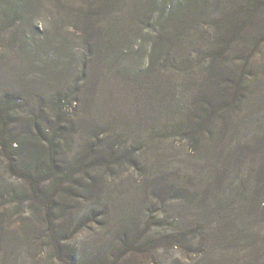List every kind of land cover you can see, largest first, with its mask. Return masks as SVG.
Listing matches in <instances>:
<instances>
[{
	"label": "trees",
	"instance_id": "16d2710c",
	"mask_svg": "<svg viewBox=\"0 0 264 264\" xmlns=\"http://www.w3.org/2000/svg\"><path fill=\"white\" fill-rule=\"evenodd\" d=\"M31 1L0 0V44L4 41L8 43L4 33L19 22L22 15L25 16L23 5ZM70 2L60 3L61 17L80 30L83 41L98 39L92 45L94 49L90 44L88 49L101 50L99 47L104 43L110 53L114 52L112 56L115 58L119 51L115 45L120 37V8L123 5L134 6V14L140 22H144L149 21V12L153 8L147 7L156 4V0H145L144 3L140 0ZM161 4L165 7L158 18L165 26L160 28L157 36L160 42L165 40L168 46L192 42L189 29L195 24H199L200 34L207 42L200 44L201 61L194 57L199 55V51L185 54L183 64L186 75L206 76L199 84L191 79L193 89L189 93V101H186V111L172 129L188 140L191 148L200 151L204 157L200 161H206L207 165L194 167L189 181H185L189 178L179 172V175L172 176L171 181L157 172L152 194L158 209H154L153 205H144V193L138 194L143 197L128 200L132 204L134 200L139 201L135 208L145 206L142 210L144 218L140 219L141 223L130 222L132 226L140 225L132 228L123 223L128 209L118 214L117 228L109 244L88 248L80 236L72 243L65 242L72 231L78 234L92 222L102 223V214L97 208L81 198L89 193L100 202L103 192L99 181L95 180L106 173L102 182L110 177L116 179L114 169L117 168L118 173L124 162L129 159L134 161V153L116 147L110 135L103 136L106 132L103 131L94 138L90 137L75 154L71 161L73 165L65 168L64 159L57 158L53 145L56 136L65 129L57 116L51 126V137L45 136V129L37 127L38 123L30 112L26 116L36 123V132L17 128L19 120L15 111L24 104V100L16 90L0 92V152L9 169L16 171L14 168L18 164L20 166L17 172L26 181L27 193L19 196L27 198L30 210L34 211L39 206L40 218L45 225L43 233L53 252L54 262L51 264H123L135 247L145 251L151 245L152 255L159 258V262L153 264H177L174 261L178 258L176 248L195 254L196 264H212L213 253L217 255L216 264H264V219L261 217L264 212V161L263 164L257 161L258 156L264 159V62L257 63L253 59L255 48L264 43V0H173L169 5L166 2ZM105 20L113 22L109 30L100 26ZM102 36H105V42ZM15 39L12 37L10 42L14 43ZM173 50L166 47L169 54ZM169 54L163 59L173 61ZM193 62L199 63L200 73L191 71ZM85 68V64L80 67L81 72L75 77L71 91L77 89L83 80ZM262 74L263 77H260ZM248 97V103L252 100L253 103L247 114L233 117L243 108ZM53 99L61 109L74 100L63 95H56ZM42 109L37 107L31 113L38 116ZM254 124L258 125L257 129L253 128ZM243 127L250 129L251 137L245 144L258 151L255 158L246 152L239 153V147L232 143L233 133L242 131ZM28 136L33 137V142L29 143L28 162L14 164V157L7 148L23 151L22 142ZM41 138L45 147L38 148V144L43 142ZM135 165L142 172L140 175L148 168L145 163ZM201 180L204 181L201 184L203 192L198 195L188 182ZM79 191L84 192L80 197ZM69 192L74 195L67 197ZM185 204H189L186 213L183 211ZM166 207L175 211L171 212L175 215L171 222ZM66 214L72 216L69 224L62 219V215ZM150 220L155 221L158 231L150 232ZM162 225L172 229L162 232Z\"/></svg>",
	"mask_w": 264,
	"mask_h": 264
},
{
	"label": "rangeland",
	"instance_id": "374dc122",
	"mask_svg": "<svg viewBox=\"0 0 264 264\" xmlns=\"http://www.w3.org/2000/svg\"><path fill=\"white\" fill-rule=\"evenodd\" d=\"M61 2L69 3L70 0H32L25 3V16L22 15V19L4 33L9 41L0 44V92L16 90L24 100V104L15 111L17 121L19 120L17 128L23 127L27 132H36V128L40 127L45 129V136L51 137V126L57 116L65 129L56 136L53 145L57 158L64 159L65 168L73 165L71 161L75 154L80 152L90 137L94 138L103 131H106L103 136L110 135L116 147L134 153V161L129 159L124 162L118 173L117 168L114 169L116 179L112 180L110 177L108 181L102 182L106 173L101 174V179L95 180L99 181L103 192L100 202L89 193L81 198L97 208L102 214V223L92 222L78 234L72 231L65 243H72L80 236L88 248H97L113 240L118 214L126 209L128 210L124 213L123 223L132 228L140 226H132L130 222H142L140 219L144 218L142 210L145 206L141 209L135 208L139 201L134 200L132 204L128 200L143 197L138 194L144 193V205H153L154 209H158L157 200L152 194L157 172L167 176L169 181L179 173L188 177L185 181H189L194 167L207 165L206 161H200L204 160L200 151L191 148L188 140L172 130L186 111V101H189V93L193 89L191 79L199 84L206 76L186 75L183 64L185 54L199 51V55L194 57L201 61L200 44L207 42L200 34L199 24L192 25L189 29V35L193 36L192 42L168 46L165 40L162 43L157 39L160 28L165 26L158 18L165 7L161 3L166 2L169 5L173 0H156V4L148 6L147 8H153L149 12V21L144 22H140L134 14V6L123 5L120 8L121 21L118 20L119 46L114 42L119 49L115 58L112 56L114 52L110 53L104 43L99 47L101 50L88 49L89 44L95 45L98 39L83 41L80 30L63 19L61 11L59 14ZM111 24L112 21L105 20L100 26L109 30ZM12 37H16L14 43L10 42ZM102 38L105 42V36ZM166 47L170 51L174 48L173 52L167 53ZM168 54L173 61L165 60ZM253 59L257 63L264 62V43L255 48ZM84 64L86 71L83 80L77 89L71 91L73 81ZM190 68L191 71L200 73L198 62H193ZM56 95L71 96L74 100L72 99V104L68 103L61 109L59 103L53 99ZM249 99L250 97L233 117L236 114L239 117L247 114L253 103V100L248 103ZM37 107L43 108L38 116L31 113ZM29 112L31 117H35L37 127L26 116ZM257 126L254 124L253 128L257 129ZM233 135L231 140L235 147H239V153L246 152L255 158L258 151H254L247 144L251 137L250 129L243 127L242 131H235ZM26 139L22 142L25 147L23 151L7 148L14 157V164L28 162L29 143L33 137L28 136ZM41 141L43 142L38 144V148L45 147L42 138ZM4 159L0 152V264H51L54 262L53 252L43 233L45 225L40 218L39 206L32 211L26 203L27 198L19 196L27 193L26 181L17 172L20 166L18 164L14 168L16 171H13ZM257 161L263 164L264 159L258 156ZM136 163H145L148 167L144 169L143 175H140L142 172L136 168ZM48 182L50 181L46 183ZM70 182L73 183L72 180ZM202 182L204 181L188 184L201 195ZM79 193V197L84 194L83 191ZM73 195L69 192L67 197ZM188 209L189 204H185L183 211L186 213ZM166 210L171 222L175 216L171 212L175 211L169 207ZM71 217L70 214L62 215L66 224H69ZM261 217L264 219V212ZM148 225L150 232L158 231L154 220H150ZM171 229V226L162 225L160 231ZM151 247L145 248V251L135 247L123 264L159 262V258L152 255ZM175 250L178 258H174V261L177 264H196L195 254L179 251L178 248ZM216 257L213 253L212 264H216Z\"/></svg>",
	"mask_w": 264,
	"mask_h": 264
}]
</instances>
